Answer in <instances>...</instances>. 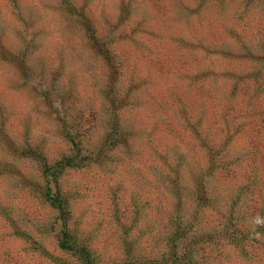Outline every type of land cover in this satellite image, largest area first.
I'll return each mask as SVG.
<instances>
[{
	"label": "rangeland",
	"instance_id": "374dc122",
	"mask_svg": "<svg viewBox=\"0 0 264 264\" xmlns=\"http://www.w3.org/2000/svg\"><path fill=\"white\" fill-rule=\"evenodd\" d=\"M0 264H264V0H0Z\"/></svg>",
	"mask_w": 264,
	"mask_h": 264
},
{
	"label": "trees",
	"instance_id": "16d2710c",
	"mask_svg": "<svg viewBox=\"0 0 264 264\" xmlns=\"http://www.w3.org/2000/svg\"><path fill=\"white\" fill-rule=\"evenodd\" d=\"M51 204L57 209L59 215L63 216V214L65 213V210L63 209L62 203L58 199V196H54L51 198ZM59 246L60 248L65 249V250H73V245L70 242L68 232L63 231L59 239Z\"/></svg>",
	"mask_w": 264,
	"mask_h": 264
}]
</instances>
